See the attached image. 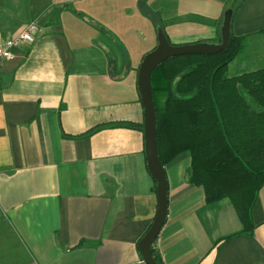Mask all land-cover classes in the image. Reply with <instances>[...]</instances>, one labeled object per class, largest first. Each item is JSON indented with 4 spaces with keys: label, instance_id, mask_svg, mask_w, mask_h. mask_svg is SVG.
Returning <instances> with one entry per match:
<instances>
[{
    "label": "crops",
    "instance_id": "1",
    "mask_svg": "<svg viewBox=\"0 0 264 264\" xmlns=\"http://www.w3.org/2000/svg\"><path fill=\"white\" fill-rule=\"evenodd\" d=\"M227 2L0 0V43L40 28L0 65V264H146L138 243L156 183L143 130L113 125L143 126L137 73L158 27L147 13L172 45L215 44ZM263 30L264 0H243L230 31L247 38L228 77L264 68ZM189 168L186 152L164 167L167 216L153 245L162 264H264V183L252 234L219 242L242 225L228 200L206 204Z\"/></svg>",
    "mask_w": 264,
    "mask_h": 264
},
{
    "label": "trees",
    "instance_id": "2",
    "mask_svg": "<svg viewBox=\"0 0 264 264\" xmlns=\"http://www.w3.org/2000/svg\"><path fill=\"white\" fill-rule=\"evenodd\" d=\"M242 2H227L225 12L232 13L230 28ZM147 14L161 27L158 15ZM94 26L122 50L112 33ZM218 28L215 44L221 41ZM260 33L264 44V30ZM246 38L230 31L226 49L207 56L169 58L150 79L161 166L164 169L179 154L188 153V182L202 188L206 204L228 200L242 225L240 233L219 242L252 234L251 210L264 183V68L227 76L228 66L242 54ZM108 62L112 69L109 55ZM113 126L143 130L142 125L128 122ZM151 251L154 260L162 264L153 246Z\"/></svg>",
    "mask_w": 264,
    "mask_h": 264
},
{
    "label": "water",
    "instance_id": "3",
    "mask_svg": "<svg viewBox=\"0 0 264 264\" xmlns=\"http://www.w3.org/2000/svg\"><path fill=\"white\" fill-rule=\"evenodd\" d=\"M231 15L230 10L224 13L219 44L172 45L166 39L162 28L157 27V45L143 57L139 65L136 84L143 107L144 153L147 169L156 183L155 192L157 198V209L154 219L138 243V250L146 264H158L152 256L151 249L166 221L168 207L166 177L157 155L156 113L151 94V75L159 65L169 58L183 55L207 56L226 49L230 34Z\"/></svg>",
    "mask_w": 264,
    "mask_h": 264
},
{
    "label": "built area",
    "instance_id": "4",
    "mask_svg": "<svg viewBox=\"0 0 264 264\" xmlns=\"http://www.w3.org/2000/svg\"><path fill=\"white\" fill-rule=\"evenodd\" d=\"M38 33L40 28L32 22L28 23L16 37L4 39L0 43V65L13 58L14 50L34 43Z\"/></svg>",
    "mask_w": 264,
    "mask_h": 264
}]
</instances>
